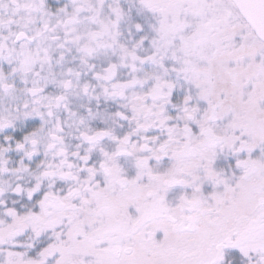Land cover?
Returning a JSON list of instances; mask_svg holds the SVG:
<instances>
[{
	"label": "snow or ice",
	"instance_id": "6c2138e0",
	"mask_svg": "<svg viewBox=\"0 0 264 264\" xmlns=\"http://www.w3.org/2000/svg\"><path fill=\"white\" fill-rule=\"evenodd\" d=\"M0 264H264V0H0Z\"/></svg>",
	"mask_w": 264,
	"mask_h": 264
}]
</instances>
